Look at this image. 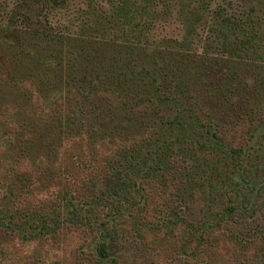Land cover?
<instances>
[{"label":"trees","instance_id":"trees-1","mask_svg":"<svg viewBox=\"0 0 264 264\" xmlns=\"http://www.w3.org/2000/svg\"><path fill=\"white\" fill-rule=\"evenodd\" d=\"M84 1L87 8L103 7L100 1L106 5L109 2L111 10L106 17L111 25L94 19L97 27L92 29L99 31L116 26L115 30L124 32V42H129V55L135 51L133 44L143 42L170 52L192 54L195 59L206 56L203 65L208 58H213L211 69L218 78L213 88L214 99L227 101L226 92L234 90L238 95L234 96V101L241 100L238 102H246L249 96L259 94L257 87L262 83L259 78L255 87L247 80L236 85L232 80L239 71L251 70L249 62L264 64V0ZM71 2L17 0L9 21L0 25V44L23 46L26 34L31 33L37 37H61L53 23L52 12L68 8ZM162 21H178L180 36L157 42L154 30ZM117 37L120 39L118 34ZM15 61V57L0 53V80L16 91L25 86L14 75ZM146 72L155 78L148 69ZM174 85V97L161 86L153 85V89L146 90L139 98L141 104L132 109V115L152 112L162 124L185 128L181 116H172L169 112L172 104L155 109L148 104L154 99L160 103L184 99L202 124L208 125L205 116L209 111L192 89H185L186 84L178 80ZM92 92L115 107L125 99L123 89L109 90L103 78L94 80ZM257 100L254 97L252 102ZM50 109L59 118L64 113L60 102H54ZM262 115L264 118V113ZM257 120L250 116L242 117L239 126L230 123L229 127L239 134L240 140H236L239 143L230 142L229 135L213 131L212 126L208 128L215 138L212 149L221 151V161L242 156L246 135ZM122 124L124 130L126 124ZM152 132L153 129L148 128L145 137L139 133L132 137L133 133L122 138L114 136L116 141L122 142L124 154L131 157L127 159L122 155L119 160L116 157L120 166L109 160L114 147L108 137L99 142L103 152L94 156L90 153L89 136L84 132L73 136L56 159L41 156L33 160L24 155L10 162V167L3 171L6 191L0 188V199L13 197L19 203V212L32 217L39 214L41 218L33 220V230L24 237L34 244L32 254L25 255L26 261H30L27 264H264V205L251 213L244 207L229 205L219 226L207 227L204 182L198 177L191 178L190 159L202 156L208 163L210 153L204 150L203 154L194 152L188 156L175 149L177 144L173 138L152 151L153 156L140 158L141 148L152 139ZM191 143L195 148L194 142ZM215 164L213 162V167ZM118 196L120 204L115 203L114 207H119V215L112 221L109 215L113 208L109 200ZM143 199L144 205L154 211L151 217L141 213ZM18 226L19 222L14 226L0 224V245L17 247L22 236ZM90 227L98 231H90ZM73 235L78 240L69 245ZM49 243L64 245V248L54 253L51 261H46L43 256Z\"/></svg>","mask_w":264,"mask_h":264},{"label":"rangeland","instance_id":"rangeland-1","mask_svg":"<svg viewBox=\"0 0 264 264\" xmlns=\"http://www.w3.org/2000/svg\"><path fill=\"white\" fill-rule=\"evenodd\" d=\"M16 1L0 0V25L9 21ZM71 1L68 8L52 12L53 23L61 37H37L31 33L26 34L23 46L9 47L0 44V53L15 57L14 75L25 86L15 91L0 80V188L3 192L6 191L3 171L19 157L27 155L33 160L41 156L56 159L73 136L84 132L89 136V149L94 156H100L103 152L99 142L108 137L114 147L109 160L120 166L116 157H119L118 160L123 158L122 155L127 159L131 157L124 154L122 142L116 141L114 136L122 138L127 133H133L132 137L139 133V136L145 137L147 129L152 128L153 137L144 142L140 158L153 156L152 151L173 138L177 144L175 149L182 150L188 156L194 152L203 154L204 150L210 153L208 163H205L202 156L190 159L191 178L198 177L204 182V219L207 227L219 226L229 205L244 207L250 213L264 205V64L249 62L250 71L244 69L239 71L237 77L233 75L235 85L247 80L255 87L258 86L256 78H259L262 83L257 87V96H249L246 102H238L241 101L238 99L234 101V96L237 95L234 90L226 92L227 101H219L213 98V88L218 82L217 75H213L211 69L213 58H208L203 65L202 60L206 56L195 59L192 54L170 52L144 45L143 42L133 44L135 51L129 55V42H124V32L115 30L116 26L99 31L92 29L97 27L94 19L111 25L106 17L111 10L109 2L106 5L100 1L99 5L104 8H87L84 0ZM178 25V21H162L154 30L155 40L160 43L167 37H179ZM88 34L92 36H87ZM243 67H246L244 62ZM146 69L155 78L148 76ZM226 74L227 71L224 75ZM96 78H103L109 90L119 92L123 89L124 101L115 107L98 98L92 92ZM177 80L186 84L185 89H192L197 100L209 111V115L205 116L208 125L202 124V120L193 114L184 99L177 102L164 100L162 103L154 99L148 104L153 109L172 104L173 108L169 112L172 116L179 114L185 128L177 124H162L161 119L156 118V113L152 112L132 115V109L141 104L138 102L139 98L146 90L153 89V85L161 86L170 97H174V83ZM76 90L78 92H74ZM254 97L258 99L256 102H252ZM54 102L63 104L64 113L61 118L50 109ZM250 116L259 121L250 126L242 156L235 160L225 158L221 161V151L212 149L215 138L208 128L212 126L213 131L229 135L230 142L239 143V134L229 125L234 122L235 126H239L242 117ZM122 122L126 124L124 130L121 129ZM230 132L234 135L229 134ZM191 142H194L195 148H192ZM213 162H216L214 167ZM0 200V224L11 223L14 226L19 222L17 230L22 235L17 247L0 245V264L30 263L29 260L26 261L25 255L32 254L34 244L24 237L30 235L35 226L33 220L40 215L32 217L19 212V203L13 197L5 196ZM144 202L143 199L140 205L143 206ZM109 203L113 208L109 217L113 221L119 215V207L115 208L114 205L120 204V196L110 199ZM142 209L141 213L148 217L154 212L146 205ZM38 219L41 220L39 217ZM91 230L96 232L98 228L90 227ZM77 240L78 237L73 235L69 245H74ZM63 248L64 245L49 243L48 250L44 252V260L51 261L53 254L61 252Z\"/></svg>","mask_w":264,"mask_h":264}]
</instances>
